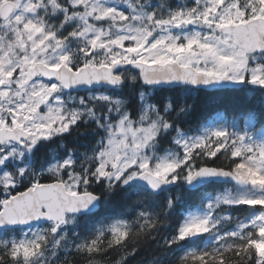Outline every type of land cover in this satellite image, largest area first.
I'll use <instances>...</instances> for the list:
<instances>
[{
    "label": "snow or ice",
    "instance_id": "snow-or-ice-1",
    "mask_svg": "<svg viewBox=\"0 0 264 264\" xmlns=\"http://www.w3.org/2000/svg\"><path fill=\"white\" fill-rule=\"evenodd\" d=\"M146 246L264 264V0H0V264Z\"/></svg>",
    "mask_w": 264,
    "mask_h": 264
},
{
    "label": "trees",
    "instance_id": "trees-1",
    "mask_svg": "<svg viewBox=\"0 0 264 264\" xmlns=\"http://www.w3.org/2000/svg\"><path fill=\"white\" fill-rule=\"evenodd\" d=\"M198 107L203 108L204 110H207L211 105L210 103L205 100L201 99L198 102ZM151 253V246H146L145 248L141 249L138 255L135 256V258H130L129 264H141V260H147L150 258ZM113 257H116V253H113ZM77 264H83V261L78 260Z\"/></svg>",
    "mask_w": 264,
    "mask_h": 264
}]
</instances>
